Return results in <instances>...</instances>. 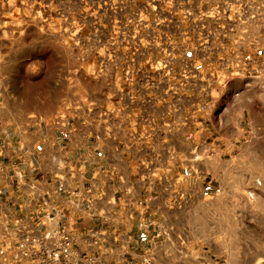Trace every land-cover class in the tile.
<instances>
[{
	"label": "rangeland",
	"instance_id": "rangeland-1",
	"mask_svg": "<svg viewBox=\"0 0 264 264\" xmlns=\"http://www.w3.org/2000/svg\"><path fill=\"white\" fill-rule=\"evenodd\" d=\"M251 3L0 0V53L11 57L2 71L35 56L23 88L37 95L6 98L4 119H38L58 101L73 106L106 80L113 89L157 90L164 103L173 93L180 120L190 109L196 132L207 136L191 150L194 188H207V204H196L187 246L255 250L264 264V103L243 73L252 65L239 61L241 32L256 25L239 10L250 13Z\"/></svg>",
	"mask_w": 264,
	"mask_h": 264
},
{
	"label": "crops",
	"instance_id": "crops-1",
	"mask_svg": "<svg viewBox=\"0 0 264 264\" xmlns=\"http://www.w3.org/2000/svg\"><path fill=\"white\" fill-rule=\"evenodd\" d=\"M10 58L0 53L1 218L60 225L96 264H260L255 250L187 246L196 204H207V188H194L191 150L207 136L190 109L180 120L173 93L164 103L157 90L113 89L106 80L73 106L58 101L45 116L34 107L38 119L5 121L6 98L37 96L23 88L35 56L4 75Z\"/></svg>",
	"mask_w": 264,
	"mask_h": 264
},
{
	"label": "built area",
	"instance_id": "built-area-1",
	"mask_svg": "<svg viewBox=\"0 0 264 264\" xmlns=\"http://www.w3.org/2000/svg\"><path fill=\"white\" fill-rule=\"evenodd\" d=\"M251 7L250 13L243 8L239 10L240 16L250 14L256 24L254 32L249 33L247 28L241 32L239 61L252 65L251 70L244 69L243 73L252 79L257 96L264 103V0H252ZM247 199L254 201L255 193L248 192ZM0 264H96V261L93 256H82L73 235L60 225L50 226L39 216L18 219L13 224L0 217Z\"/></svg>",
	"mask_w": 264,
	"mask_h": 264
}]
</instances>
